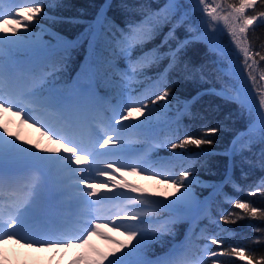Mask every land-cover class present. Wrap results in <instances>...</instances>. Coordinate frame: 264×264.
<instances>
[{"label": "snow or ice", "instance_id": "6c2138e0", "mask_svg": "<svg viewBox=\"0 0 264 264\" xmlns=\"http://www.w3.org/2000/svg\"><path fill=\"white\" fill-rule=\"evenodd\" d=\"M259 4L257 9V0H238V3L224 0V4L216 0H195L190 11L180 0H163L157 4L151 0H121L118 7L135 17L126 20L122 28L106 14L108 8L115 6L112 0H106L96 21L80 36L69 40L39 24L43 19L53 22L62 19L49 16L46 11L59 6L58 0H25L24 3L12 0L7 11L0 0V112L21 116L22 123L38 127L49 141L43 148L39 144L31 145L0 124V189L12 187L20 193L7 206L0 205V245L11 241L32 249L59 250L73 245L85 248L90 247L91 237L99 236L114 247L107 252L92 248L91 254L82 255L71 264H229L219 259L222 256L237 257L247 264H264V255L257 259L244 247L220 251L209 247L210 244L219 248L224 243L219 236H204L207 242L198 251L190 242L172 243L168 239L174 236L180 221L204 205L195 188L210 187L196 175L195 162L212 153L203 149L191 153L188 149L212 146L215 141L210 137L223 126L219 122L215 127L205 124L200 135L185 133L182 139L171 134L161 138L157 127L160 102H165L164 108L171 104L169 97L175 81L166 80L168 73L199 71L190 69L183 57L192 45L204 43L209 52L228 60L229 74L239 82V87L220 92L215 88L204 89L191 101L181 102L175 98L177 103H183L187 112L202 95L221 96L226 102L236 103L249 117L247 131L237 133L229 151L233 154L237 151L242 137H247V142L241 148L256 141L264 143V84H258L251 70L257 57L264 61V51H253L248 36L254 22H264V0H259ZM248 9L253 12L247 13ZM196 11L201 13L200 24H193L190 19ZM220 21L234 45L235 55L242 57L247 79L252 82L251 91L243 82L234 54L220 43L221 30L217 27ZM8 25L12 26L10 31ZM36 27L40 28L39 33L32 31ZM165 27L167 31L155 48L144 51L137 59L132 58L134 50L142 49ZM180 29L183 36L179 34ZM45 35L48 39H44ZM85 42L88 63L82 66L71 90L58 86L61 69L74 50ZM120 58L127 61V69L117 66ZM163 60L168 64L158 74L154 90L134 94L131 83L141 76L151 80L144 71L159 66ZM82 79L87 81L86 85H81ZM200 79L204 80L203 75ZM260 79L264 80V74ZM25 80L29 81L27 87L22 86ZM161 82H164L163 87H159ZM103 88L113 93L114 102L110 101L107 107H102L103 98L98 95ZM34 113L51 115L54 122L38 119ZM157 149H166L171 155L166 160L152 159L149 153ZM261 155L264 156V152ZM101 158L103 167L94 168L90 160ZM24 166L39 171L44 178L18 186L17 177ZM126 171L148 175L173 191L146 194L144 189L124 179ZM97 177L106 179L101 181ZM101 189L107 191L101 192ZM119 189L140 195L127 197L114 192ZM68 192L78 201L112 204L114 210L108 215H89L75 234L67 227H48L56 212L58 197ZM249 195L264 196V179ZM91 197L97 199L90 200ZM233 207L252 218L264 219V210L247 201L236 199ZM164 212L168 215H162ZM221 219L234 224L244 216L227 213ZM108 227L120 232L126 240L109 236L103 231ZM253 228L261 233L253 243H264V228ZM154 245L160 246L162 254H156ZM153 256L155 258H151ZM0 264H4L3 252H0Z\"/></svg>", "mask_w": 264, "mask_h": 264}, {"label": "trees", "instance_id": "16d2710c", "mask_svg": "<svg viewBox=\"0 0 264 264\" xmlns=\"http://www.w3.org/2000/svg\"><path fill=\"white\" fill-rule=\"evenodd\" d=\"M22 1V0H21ZM220 4H224V0H216ZM25 2V0H23ZM121 0H112V8H108L106 14L114 20L120 27H125L128 19H134L131 14L123 12L119 7ZM135 2V0H131ZM153 4L163 3V0H151ZM185 5L186 10H193L195 0H180ZM228 3L238 0H227ZM106 0H58L57 7L46 9L49 16L60 17L55 22L43 19L39 20V24L46 29L59 33L74 40L85 32L90 24L96 21L97 13L104 6ZM256 8H260L259 0H257ZM252 13L253 9L246 10ZM201 13L196 11L190 19L193 24H200ZM207 19V17H204ZM71 20L72 22H68ZM33 23H36L34 21ZM9 31L12 26H6ZM32 31L39 33L40 28L36 27ZM167 27L164 31L157 35L154 39L147 41L142 49L133 51L132 58L137 59L144 51H150L155 48L163 39ZM181 36L184 35L183 29L178 30ZM249 44L253 51H264V22L257 20L249 28ZM44 39H48L45 35ZM220 43L226 47L236 60L240 75L244 77V83L248 89L252 90V82L247 79V72L244 71L242 57L235 55L236 50L231 43L230 36L226 31L221 30ZM88 49L87 43H83L79 48L74 50L70 60L66 66L61 69L59 85L62 88L71 90L77 74L81 73L82 66L87 64ZM190 69L199 71L186 72L173 70L168 73L166 80L175 81L169 99L171 104L164 108L165 102H160L161 111L157 113L158 130L162 133L161 138L169 137V134L176 138L182 139L185 133L200 135V129L203 125L209 127L217 126V122L223 126V129L210 138L215 141L212 146L204 145L201 149L191 147L188 149L191 153H198L201 150H208L212 154L201 156L196 162V175L199 178L206 179L210 187L197 186L198 199L205 202L204 205L190 212L184 220L180 221L175 228L174 236L168 237L172 243L190 242L194 250H199V245L204 241V236H219L224 243L217 248L210 245L214 250L230 249L232 247H244L246 251H250L257 259L264 255V243H253L256 237H260L261 233L254 231L253 226L264 228V219L252 218L246 215L242 210L235 209L233 203L236 199L247 201L254 207L264 210V196H251L249 192L256 187L261 179H264V143L256 141L248 147L241 148V145L247 142V137H242L238 142L237 151L233 154L229 151L232 148V141L236 138L237 133L247 131L249 117L246 111H242L236 103L226 102L218 95H202L190 108L185 112L183 103L178 104L175 98H179L181 102L191 101L197 92L208 88H215L217 92L227 90L233 86L237 87L236 79L229 74L230 66L225 64L228 60L220 62L218 55L209 52L208 47L204 43L192 45L183 57ZM257 63L253 69L254 75L257 77L258 84H264V80L260 76L264 74V61L256 58ZM225 62V63H224ZM168 61L163 60L159 66L149 67L144 71V75L151 77V80H145L143 76L137 77L130 85L131 89L136 93H145L146 89L154 90L155 81L159 80V73L167 67ZM117 66L121 69H127V61L120 58L117 60ZM183 69V65H181ZM203 75L204 80L200 79ZM190 77L186 79L185 77ZM139 81H143L140 83ZM87 81L82 79L81 85H86ZM161 82L159 87H163ZM98 95L103 98L101 100L102 107H107L112 102L113 93L108 88L98 91ZM258 102V96L256 97ZM181 113H184L181 115ZM138 115V114H134ZM179 120L177 122V118ZM142 119V117H141ZM127 134V133H126ZM128 135V134H127ZM177 151H180L179 149ZM171 154L166 149H157L149 153L152 159L166 160ZM136 184L140 183L138 179L133 178ZM141 184H145L141 182ZM152 187V186H151ZM157 187L153 186L152 192ZM157 191H165L164 185L157 188ZM147 207V206H145ZM227 213H240L244 219L237 220L236 223H224L221 217ZM162 215L167 216L164 212ZM154 251L157 255L160 252V246L154 245ZM154 257V256H153ZM152 258V257H151ZM219 259L229 262V264H247L246 261H240L237 257L222 256ZM42 262V261H41ZM42 264V263H41Z\"/></svg>", "mask_w": 264, "mask_h": 264}, {"label": "rangeland", "instance_id": "374dc122", "mask_svg": "<svg viewBox=\"0 0 264 264\" xmlns=\"http://www.w3.org/2000/svg\"><path fill=\"white\" fill-rule=\"evenodd\" d=\"M18 2L24 3L23 0H18ZM12 0H3L4 10L7 11L11 6ZM217 3H220L217 1ZM11 26V25H10ZM217 27L226 31V28L223 24V21L218 22ZM226 60H222L223 62ZM224 62V63H225ZM228 66V62L225 63ZM238 68V67H237ZM236 86L239 87V82L236 80ZM29 85V81L25 80L22 82L23 87H27ZM114 102V101H112ZM38 119H44L46 121H53L54 118L51 115H43L39 113H34ZM0 124L6 126L9 131L13 132L14 135H18L21 138V141H28L31 145L39 144L41 148L48 146L49 141L46 136H43L41 130L38 127L31 126L30 123H22V117L13 115L12 113H3L0 112ZM125 138L128 139L129 136L125 134ZM139 147V145H137ZM146 150V149H144ZM129 161H121V163H127ZM93 167H103V158L97 161H91ZM85 167V166H81ZM44 177L36 175L32 168L24 166L17 177V184L20 187L28 185L35 179H43ZM117 178H119V174H117ZM133 178L138 179L140 183H138V187L145 190L146 194L153 193V186L159 188L161 185H164L165 191L160 192H170L173 189L169 188L167 185L159 182L158 180L152 179L148 175H135L130 171H126L124 174V179L131 184L135 185V181ZM101 181L105 180L106 177H97ZM202 181H208L203 178H199ZM144 182L145 184H141ZM152 186V187H151ZM155 189V192L157 191ZM107 191L105 189H101V192ZM117 194L123 193L124 196L127 197H138L139 193H132L127 189H119L114 190ZM195 192L198 197V193L195 188ZM20 193L12 187H6L5 189H0V205L7 206L12 202L13 198L18 197ZM111 195V193H109ZM90 200H95L97 197H91ZM57 207L58 212L55 213L52 219L48 222L47 226L51 228H64L67 227L75 234L81 227L82 221L86 219L89 215H108L114 209L112 204H89L83 201H78L74 194L71 192L65 193L58 197L57 199ZM144 207V206H142ZM145 208V207H144ZM147 209V208H145ZM109 236L113 237L115 240L125 241L126 237L122 235L120 232H114L110 227L103 229ZM207 241H202L198 246L199 250L203 248V245ZM90 247L80 248L75 245L73 247L64 249L60 248L56 249H32L21 246L20 244H16L14 242H7L4 245H0V252L4 254V264H71V261L77 259L78 257L86 254H91V249L96 248L101 252H107L112 247L113 244H110L109 241L100 238L99 236H93L89 241ZM155 258V257H154ZM215 259V258H212ZM42 261V262H41Z\"/></svg>", "mask_w": 264, "mask_h": 264}, {"label": "bare ground", "instance_id": "6f19581e", "mask_svg": "<svg viewBox=\"0 0 264 264\" xmlns=\"http://www.w3.org/2000/svg\"><path fill=\"white\" fill-rule=\"evenodd\" d=\"M57 212H58V211L56 210V212H55V213L57 214Z\"/></svg>", "mask_w": 264, "mask_h": 264}]
</instances>
